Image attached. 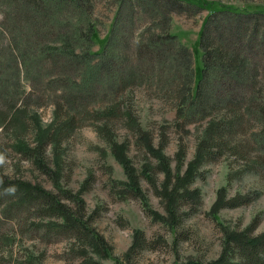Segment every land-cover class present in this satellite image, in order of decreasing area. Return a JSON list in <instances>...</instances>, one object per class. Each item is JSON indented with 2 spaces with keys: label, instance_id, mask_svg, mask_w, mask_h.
<instances>
[{
  "label": "rangeland",
  "instance_id": "rangeland-1",
  "mask_svg": "<svg viewBox=\"0 0 264 264\" xmlns=\"http://www.w3.org/2000/svg\"><path fill=\"white\" fill-rule=\"evenodd\" d=\"M187 1L205 9L187 7L166 18L139 0H127L123 8L119 0H91V20H72L80 21L75 28L85 38L95 24L92 64L105 61L112 46L134 78L130 85L107 78L74 105L78 93L69 94L87 71H58L57 61L45 67L40 61L41 83L27 80L25 65L16 82L4 53L8 37L0 30V177L59 197L91 231L80 238L49 233L62 221L41 217L46 207L28 211L19 204L12 220L0 222V264H213L223 259L232 234L264 235V64L258 63L236 116L217 102L202 104L206 92H216L198 86L204 72L199 42L210 14L264 12V0ZM11 13L0 9L7 29ZM168 32L178 41L172 51L162 49L154 64L145 63L140 44ZM70 33L65 35L80 47ZM180 46L188 49L195 76L184 105L182 73L190 60L179 55ZM234 117L236 129L220 138L218 124ZM192 191L200 192L199 201L176 198ZM9 198L0 197V221ZM235 199L249 202L224 207ZM138 234L144 243L130 252Z\"/></svg>",
  "mask_w": 264,
  "mask_h": 264
},
{
  "label": "trees",
  "instance_id": "trees-1",
  "mask_svg": "<svg viewBox=\"0 0 264 264\" xmlns=\"http://www.w3.org/2000/svg\"><path fill=\"white\" fill-rule=\"evenodd\" d=\"M119 1L120 8H123L127 0ZM139 2L144 7L146 6V11L157 9L163 12L166 18L170 13L186 11L187 7L196 11L205 9L199 3L187 0H139ZM1 8H4V11L9 9L12 12L6 16V19L11 22L10 28L7 29L1 23L0 30L4 33V39L8 37L9 42L4 53L7 54L6 56L12 65V77L16 82L19 81V73L22 74V67L24 68L25 65L29 70L26 75L27 80L33 76V82L41 83L40 78L43 76L40 74V69L38 70L40 61L42 67L57 61L62 65L60 68H55L58 71L68 69L77 73L87 71L81 78V83L77 84V87L73 88L69 94L70 97H73L75 93H78L75 98L77 100H71L72 105L78 102L81 96L87 95L94 84L104 83L107 78H113V83L120 81L124 85L132 83L134 74L126 71L124 62L117 57L114 47L111 46L109 53L103 52L106 57L105 61L94 64L91 62V58L96 56L90 52L92 30H94L95 24L89 27L88 36L85 38L83 29L75 28L80 21L78 19L72 20L73 17H80L81 15L87 20H91V0H0ZM141 8L143 7L141 6ZM67 11H70L71 15L69 13L68 16H65L68 19L64 20L63 25L61 20L64 19L63 15ZM161 12L159 13L161 14ZM118 17L115 18L113 28L119 20ZM132 19L131 15L126 24L129 27V32L132 31V24L130 23ZM91 23L93 22L91 21ZM70 29L73 30L70 37L76 36L75 39L80 42V47L74 46L73 42L65 35ZM150 32V30L146 31V34L150 35ZM158 36L160 35L144 39L145 43L140 44L145 47L141 57L148 65L154 64L160 58L163 54L162 49L166 53L172 51L171 46L173 42L177 41L176 37L169 32L165 36L162 35V38ZM118 44L125 46V41H120ZM199 44L203 50L204 58V72L198 83L199 91L202 92L207 89L206 91L210 90L211 93L216 92V97H213L205 91L206 95L202 96V104L210 106L213 105L212 102H217L224 106L227 112H233V115L236 116L235 111L241 108L245 94L251 87V80L256 76L260 66L258 63L264 64V12L241 13L232 9L216 10L210 14L205 23ZM180 48L179 55L185 56L184 60H190V66L188 64V68L182 73L185 88L180 93V102L181 105H184L191 94H187L189 80L194 83L195 76L190 63L191 55L187 58L188 49L183 46ZM248 63H250L251 68H249ZM127 67L129 68V66ZM90 69L95 73L90 74ZM210 85L213 90H211ZM67 92L69 91H65V93ZM236 124L235 117L228 122L222 121L218 124L217 133L219 137L231 136L236 129ZM7 196L11 197L9 202L10 204L12 202V205L3 208L4 221L0 222L12 220L15 209H19L20 205H24L22 209L26 208L28 211H31V207L39 211L42 206L43 208L46 207L47 210H44L46 212L44 214L41 211L38 212L41 217L62 221L56 224L57 226H50L49 233H73L75 237L80 238V236H89L88 233L91 232L88 225L67 204L62 202L59 197H54L41 188L19 181L12 182L0 177V197L5 198ZM177 197H179L178 201L188 199L199 201L201 194L199 191L183 192L179 193ZM12 200H17L18 203L13 204ZM78 201L79 203L82 202L81 200ZM248 202L249 200L245 199H235L227 202L224 207H240ZM142 239L141 234L136 236L130 252L142 246L144 243ZM91 263L97 264L92 259ZM213 264H264V235L259 238H252L248 234H232L225 244L223 259Z\"/></svg>",
  "mask_w": 264,
  "mask_h": 264
}]
</instances>
